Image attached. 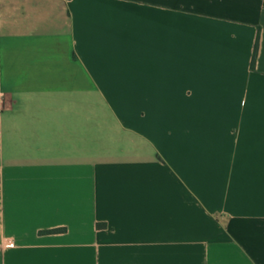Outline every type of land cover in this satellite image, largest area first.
Wrapping results in <instances>:
<instances>
[{
  "label": "crops",
  "instance_id": "obj_1",
  "mask_svg": "<svg viewBox=\"0 0 264 264\" xmlns=\"http://www.w3.org/2000/svg\"><path fill=\"white\" fill-rule=\"evenodd\" d=\"M0 264H264V0H0Z\"/></svg>",
  "mask_w": 264,
  "mask_h": 264
},
{
  "label": "trees",
  "instance_id": "obj_2",
  "mask_svg": "<svg viewBox=\"0 0 264 264\" xmlns=\"http://www.w3.org/2000/svg\"><path fill=\"white\" fill-rule=\"evenodd\" d=\"M257 52H258V45H256V47H255L253 60H252V67H254V65H255ZM98 226L100 227L101 225H98ZM61 231H63V230L62 229H55V230L48 231V233H57V232H61Z\"/></svg>",
  "mask_w": 264,
  "mask_h": 264
},
{
  "label": "built area",
  "instance_id": "obj_3",
  "mask_svg": "<svg viewBox=\"0 0 264 264\" xmlns=\"http://www.w3.org/2000/svg\"><path fill=\"white\" fill-rule=\"evenodd\" d=\"M12 246H13V244H12V243H9V244H8V247H12Z\"/></svg>",
  "mask_w": 264,
  "mask_h": 264
}]
</instances>
